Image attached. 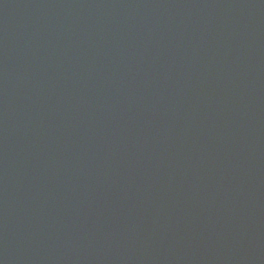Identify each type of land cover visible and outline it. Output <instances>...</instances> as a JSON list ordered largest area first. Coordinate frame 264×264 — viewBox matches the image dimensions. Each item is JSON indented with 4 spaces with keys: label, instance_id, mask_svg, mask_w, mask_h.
I'll list each match as a JSON object with an SVG mask.
<instances>
[{
    "label": "water",
    "instance_id": "water-1",
    "mask_svg": "<svg viewBox=\"0 0 264 264\" xmlns=\"http://www.w3.org/2000/svg\"><path fill=\"white\" fill-rule=\"evenodd\" d=\"M0 264H264V0H0Z\"/></svg>",
    "mask_w": 264,
    "mask_h": 264
}]
</instances>
